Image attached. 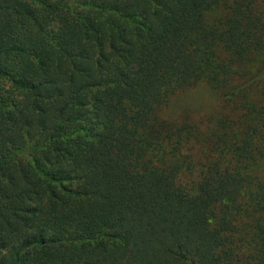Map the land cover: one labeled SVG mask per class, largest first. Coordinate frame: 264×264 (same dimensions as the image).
Instances as JSON below:
<instances>
[{
    "label": "trees",
    "instance_id": "trees-1",
    "mask_svg": "<svg viewBox=\"0 0 264 264\" xmlns=\"http://www.w3.org/2000/svg\"><path fill=\"white\" fill-rule=\"evenodd\" d=\"M263 1L0 0V264H264Z\"/></svg>",
    "mask_w": 264,
    "mask_h": 264
},
{
    "label": "rangeland",
    "instance_id": "rangeland-1",
    "mask_svg": "<svg viewBox=\"0 0 264 264\" xmlns=\"http://www.w3.org/2000/svg\"><path fill=\"white\" fill-rule=\"evenodd\" d=\"M260 10L264 15V1L260 4ZM221 106L220 96L210 91L205 85L197 86L183 96H177V99L172 103L176 115L187 118L203 132L208 126L212 125ZM200 151L197 147H192L194 156L191 159L193 161L199 159V156H201ZM185 175L188 176L187 173Z\"/></svg>",
    "mask_w": 264,
    "mask_h": 264
}]
</instances>
